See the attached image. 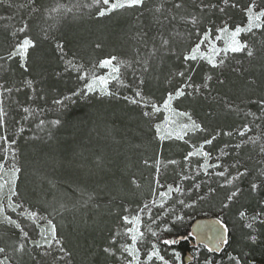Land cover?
<instances>
[{"label": "trees", "instance_id": "1", "mask_svg": "<svg viewBox=\"0 0 264 264\" xmlns=\"http://www.w3.org/2000/svg\"><path fill=\"white\" fill-rule=\"evenodd\" d=\"M89 1L37 0L36 6L43 10L57 2L82 5ZM11 2L13 7L0 6V16L5 17L0 20V55L6 53L12 43L10 32L18 27L22 20L30 22L33 34H38L42 26L51 24L54 25L51 32L66 42L67 58L71 59L75 54L79 63L94 71L98 70V67L93 68L95 63L108 54L133 60L136 49L139 48L142 53L146 52L137 38L139 32H147L151 43V37L157 36L160 31L167 36L173 28V25L167 22L161 28L155 22L153 14L148 11L158 0H146L143 15H140L139 11L128 10L105 18H94L90 14L94 10L81 8L75 19L69 17L58 22L47 20V23L41 14L29 16V9L20 7L21 4H26L27 0ZM211 2L220 3V0ZM236 2L246 5L248 0ZM196 3H199V0H186V10L201 16V31L206 27L215 29L225 21L230 27H235L246 19L239 9L231 7H227L223 14L215 9L201 14L195 7ZM174 27L181 34L173 38L177 54L158 55L150 61V71L144 74V93L155 102L161 100V96L168 90L183 83L182 78L172 74L185 70L181 54L197 40L195 30L191 29L190 25L177 21ZM247 40L256 52L254 58H248L245 53H236L227 58L224 65L218 69H212L205 62H190V67L196 70L186 75L192 76L194 84H202L206 74L213 77L208 82L209 88L203 89L202 94L194 93L181 97L184 104H188L193 116L206 128L204 134H207V138H211L218 131L235 132L244 123L252 121L253 118L246 115L249 112L260 115L259 105L252 101L264 97V29L254 30ZM97 42L103 44L102 49H95ZM30 64V71L25 73L16 62L0 61V83L14 89L22 88L20 92L13 91L12 94L0 97L9 113L4 132L9 138L17 140L18 164L22 169L17 180L19 196L14 199L25 208L53 219L59 237L71 255L64 261H58L54 258L62 253L54 252L44 257L30 244H27L30 254H15L12 246L16 245L18 233L6 224H0V247H6L17 264H110V255L103 249L113 247L110 245V239L115 233V226L121 222L119 217L124 214V208L133 207L149 191L152 177L149 173L150 166L145 165L144 161L147 159L150 162L155 158L159 141L149 120L142 117V109L128 104L122 98L102 97L96 93L86 98L73 97L75 102L65 101V107L53 104L55 99L63 100L65 96H70L73 91L82 87L83 82L77 79L76 72L64 70L65 65L52 45L42 44L40 49L33 53ZM133 67L139 74V66ZM124 69L125 84H134L132 69ZM24 79H32L37 94L43 95L45 99L34 97V103L29 100L33 93L31 89L23 87ZM219 80L224 83L220 84ZM116 86L117 89L113 91L119 90L121 97L129 93L132 95L130 88L120 84ZM187 91L193 92V89L189 88ZM226 102L237 106L238 111H229L225 107ZM18 105L40 107L44 112L25 121L22 116L26 114ZM57 118L61 119V125L53 128L47 123ZM39 119L46 121L43 131L36 128ZM256 123L264 128V120H257ZM20 127L24 128L22 133H18ZM236 138L239 140L236 141ZM238 142L240 137L236 135H220L213 141L215 148L229 145L225 148L229 162L239 160L243 167L249 169V175L243 178L241 194L224 213V222L230 233L229 244L225 249L232 246L241 251L246 248L259 258L262 251L259 252L256 248L261 246L260 243H249L246 238L247 231L236 235L234 228H231L234 225L233 217L238 211L261 210L264 202V187L257 192L250 191V183L253 180L260 182V173L264 172V166L260 164V169L258 161L254 158L255 147L243 145L236 149L234 146ZM162 146L163 152L169 148L168 143ZM170 148L176 151L178 156L183 150L177 145ZM170 154L172 153L167 152L166 156ZM133 178L140 184L139 188L131 184ZM210 188L215 189V192L210 193ZM224 192L215 180L204 183L201 195L204 199L200 201V205L204 204L206 208L216 210L224 198ZM198 217L203 216H195L185 226L175 225L174 234L165 238L177 239L179 242L171 246L182 255L190 252L193 260L195 249L203 247L195 246L190 235V224ZM20 219L23 223H29L28 220ZM237 222L235 228L241 225L239 220ZM257 232L260 239H264V224L258 223ZM224 250L220 254L208 250L206 252L219 257Z\"/></svg>", "mask_w": 264, "mask_h": 264}, {"label": "snow or ice", "instance_id": "2", "mask_svg": "<svg viewBox=\"0 0 264 264\" xmlns=\"http://www.w3.org/2000/svg\"><path fill=\"white\" fill-rule=\"evenodd\" d=\"M195 2V0H194ZM37 0H27L26 4H21L20 7H26L29 9V16L35 13H39L45 17V23L47 20L60 21L69 17L75 19L76 13L81 8L94 10L90 14L94 18H105L113 14H119L128 10L139 11L140 15H143V10L146 8V0H90L85 4H64L57 2L50 8H41L36 6ZM0 6L13 7L11 0H0ZM195 7L201 14H206L215 9L220 13H225L227 7L233 9H239L246 18V23L243 25H236L234 28H230L227 21L220 26L206 27L203 31L200 30L202 19L200 15L192 14L186 10V0H158L154 2L153 7L148 11L154 16L155 22L163 28L165 22L169 25H173L172 31L166 36L163 31H160L157 36L151 37V43L149 42L148 33L141 31L137 34V38L141 43L143 49L146 52H141L136 49V55L133 60L122 59L119 55L108 54L102 59H99L93 68H101L108 70L104 75H97L94 70L86 69L83 63H79L73 54V58H67L66 42L60 36H56L51 32L54 25L42 26L38 34H33L32 27L29 21L22 20L18 27H15L10 32L12 43L6 50V53L0 55V61H13L16 62L20 69L25 73L30 71L31 58L33 53L37 52L42 44H50L54 47V50L59 54V59L65 65V71H73L77 73V79L82 81V87L73 91L70 96H65L63 100L55 99L53 104L65 107V101H73V97L86 98L90 94H96L99 90V95L102 97H117L122 98L130 105H135L142 109L141 115L143 118L151 121L155 118L156 114L161 110L172 113L178 117L186 118V123L178 125L179 132L173 136L171 132H165L162 134V124H154L156 137L163 141L165 139H178L184 140V137L189 133L205 132L206 128L201 123L193 119V116L189 112H178L173 108V102L181 97L191 96L194 93L202 94L203 89L209 88L208 82L213 79L211 75H205L202 84H194L192 82V76L186 75L188 72H195V68L190 67V62L206 61L212 69H218L224 65L225 60L228 58L229 53H245L248 58H254L256 52L250 45L248 40L241 39V34L254 33V30L264 29V0H248L246 5H240L236 0H220V3H212L211 0H199V3L195 4ZM5 17L0 16V20ZM183 22L185 25H190L191 29L195 30L197 40L190 46L186 47L181 54L182 60L185 62V70L173 73V76H178L183 79V83L174 90L167 92L162 104L156 103L151 97L145 95L144 85L146 80L144 74L148 73L151 69L150 61L157 58L160 54L176 55V49L173 46L174 36L181 35L175 30V23ZM158 40V43H157ZM224 40L225 46L218 48L216 41ZM95 49H102L103 44L97 42L94 45ZM203 49V50H202ZM217 57H220L217 60ZM133 65L139 66V74L137 69ZM132 69V75L135 77V83L125 84L124 73L121 68ZM59 75V73H57ZM112 81H116L117 84L122 85L125 88H130L132 95L120 96L119 91H112L109 89V84ZM223 84V80L218 81ZM23 87L31 89L33 95L29 96V100L33 103L35 99L44 100L43 95L37 94V89L33 86L34 81L32 79H24L22 81ZM254 83V81H253ZM193 89V92H188L187 89ZM13 91L20 92L22 88L8 87L4 83H0V97L5 94H12ZM252 103L258 104L260 108V115L256 113H247L253 119L250 122L244 123L241 127L233 131H218L211 138L204 139L199 145L192 144V150L188 151L184 156V160L191 162V158L199 157L202 159V163L196 165L198 171L196 175L202 171L205 175H212L222 178L223 183L220 184L221 188L231 187L233 190L229 192L226 197V201L223 202L222 208L227 209L232 202L241 194L242 189L237 183L242 178L249 175V169L243 167L239 160L235 161L231 165H222L219 161L222 157L227 156L228 153L223 149L220 150L219 156L216 157V163H210L212 160V153L205 150L206 145H212L217 136L224 135L232 137L236 135L241 138L240 142L235 144L236 149H240L243 145L251 143L258 145L259 153L264 156V143L261 142L264 138V128L261 124L256 123L257 120H264V97L252 101ZM22 112L26 115L22 116V119L27 121L29 117H34L38 113H43L44 109L40 107H27L18 105ZM225 107L229 111L237 112L238 107L230 102L225 103ZM9 113L5 108L4 100L0 99V129H6L7 117ZM169 122V117L166 116L164 123ZM46 121L39 119L36 124V128L43 131ZM53 128L62 124L61 119L57 118L47 122ZM173 123H175L173 121ZM253 127L259 129L258 135H249L253 132ZM24 131L23 127L18 129V133ZM185 143L189 141L184 140ZM225 148L229 145H225ZM18 152L17 140L15 138H9L8 135H0V224H6L13 229L18 230L19 243L12 246V251L15 254L21 256L30 254L27 249V244L31 243L35 250L43 249L40 253L41 256L47 257L51 255V249L57 247L61 256L55 257V260L64 261L66 257L71 254L66 250L62 239L59 237L57 225L53 219L48 216H44L35 210L25 208L21 203L17 202L14 198L19 196L17 190L18 174L22 169L18 164ZM11 155V160H9ZM148 161L145 160L144 164L148 165ZM169 164H177L178 161L170 160ZM156 172H160V160L155 161ZM243 168V170H241ZM210 169H222L220 171L210 172ZM235 170L234 173L232 170ZM180 181L195 179L187 174H179ZM180 181H174L173 183H162L158 178L154 180L155 187L151 189V199L142 203L136 209L124 208V213L119 217L122 222V231H116L111 238L110 245H117V237L124 236L127 241L120 243L118 248L112 246L105 247L103 251L110 256L116 257L120 264H182L181 253L176 250H172V259H167L162 254L160 245H175L179 241L173 239H161L160 233L153 227L156 225L160 227L158 221L163 216H173L175 221H181L184 219L182 215H178L176 206L193 207L192 204L186 203L184 199L179 197L184 196L187 192H191V189H185ZM131 184L136 188L140 187L138 181L133 178ZM264 187V172L260 173V182L255 180L250 183V191L257 192ZM192 188L199 190L200 184L194 183ZM6 189V191H5ZM210 193H214L215 189L210 188ZM91 199V197H89ZM199 199H204L203 196ZM6 201V203H5ZM20 210L17 212V210ZM154 209L160 210L154 215ZM8 210L12 213H17V218H13L8 214ZM147 217L148 223H144V218ZM241 220H247L248 223L244 224V227L251 230L247 234L246 238L252 243H256L257 235L255 232V225L257 222L264 224V202H262V208L252 216H248L245 211L239 212ZM28 220L37 230L39 239H33L30 236L29 231L20 219ZM217 223L220 228L215 230L214 235L210 239H215L221 244H229V228L223 220H218ZM170 227L165 223L163 227H160L161 232L170 231ZM153 239H148V237ZM207 247V246H206ZM216 249L208 248L209 252L218 251ZM119 252V256H117ZM193 257H189L192 259ZM35 259V257H33ZM229 260L233 264H242L241 258L235 255H229ZM0 264H12V257L7 254L6 247H0ZM203 264H215L211 257L206 258Z\"/></svg>", "mask_w": 264, "mask_h": 264}, {"label": "rangeland", "instance_id": "3", "mask_svg": "<svg viewBox=\"0 0 264 264\" xmlns=\"http://www.w3.org/2000/svg\"><path fill=\"white\" fill-rule=\"evenodd\" d=\"M244 23H246V19H245V21L242 24H238V25H243ZM230 28H234V27H230ZM250 35H251V33H249V34H243L242 33L241 34V39L247 40V38ZM216 45H217L218 48H223L225 46L224 40L216 41ZM235 54L236 53H229L228 54V58L232 57ZM219 58L220 57H217V60ZM202 62L207 63L206 61H199V62H196V63H202ZM123 70H124V72H123ZM107 71L108 70H106V69L98 68V70H96L95 72H96L97 75H104V74H106ZM121 71H122V73L125 74L126 69H124L122 67L121 68ZM116 85H117L116 81H112L109 84V89L112 90V91H113V89H117L116 88L117 87ZM176 87H179V86L176 85L174 88H176ZM174 88L168 90L167 92L174 90ZM167 92L164 95H162L161 96V100H158L156 103L162 104V101L165 98ZM97 93H99V90H97ZM128 95H131V94L129 93ZM187 105L188 104H184V101L180 98L178 100H175L173 102V105L172 106L178 112H189V113H191L189 111V108H188L189 106H187ZM166 116L169 117V122L168 123H164V120H165V117ZM192 116H193V114H192ZM193 119H195V120H197V122L201 123V121L199 119H197L196 117H194V116H193ZM173 121L175 123H173ZM186 122H187L186 121V118H184V117H178V116H176V115H174L172 113H168V112H165L163 110H161V112L157 113L156 116H155V118L153 120L149 121L150 125L152 126V128L154 130L155 137H156V133H155L154 124H156V123H161L162 124V134H164L165 132H171L173 134V136H175V134L179 132L178 125L181 124V123H186ZM0 131H1L0 132V135H4L5 134L4 129L3 130L0 129ZM204 133L205 132H197V133L193 134V133L189 132L184 137V140L189 141L188 143H185L184 140H178V139H175V138H173V139H165V140L161 141V140H159L156 137L158 139V141H159V149H158V152H157V155L155 156V158H153L152 161H150L148 163V165L150 166V172L149 173L151 174V177H152L151 186L148 189L149 191L146 194H144V196L141 199L138 200L137 204H134L133 207H129V208L130 209H136L142 203L147 202L148 200L151 199V189L153 187H155L154 180L157 179V178L162 183H173L174 181H180V175L179 174H181V173L187 174L190 177H195V179H189V180L180 181L182 183L183 187L185 189H191V192H187L184 196H181L179 198L180 199H184L185 202L186 203H189V204H192L194 202L193 207H182V206H179V205L176 206L177 214L178 215H182L184 217V219L181 220V221H175V218L173 216H163V217H161L160 218V221H158V224L160 225V227H163V225L166 223L170 227V229H171L168 232H161L160 231V227H157L156 225H153V227L156 228V230L160 233L161 239H165L167 236H170V235L174 234V231L173 230H174L175 225L185 226L195 216H205V217L213 216V217H218L219 219H221L223 221L225 220L224 219V217H225V214L224 213H225V210L226 209L222 208V204H223V202L226 201L227 195L233 189L231 187L221 188L220 187V184L223 183V179L215 176L214 174H212V175H205L202 171H200V174L199 175H196V172L198 171L196 165L198 163H202L203 162L201 158H199V157H193V158H191V162L190 163L184 160V156L187 154V152L190 151V150H192V148H191V145L192 144L199 145L200 143H202V141L204 139H208L207 138L208 137L207 134L205 135ZM259 133H260V130L259 129H255V127H253V132L252 133H249V135H258ZM235 140L237 141L239 139L236 138ZM240 140H241V138H240ZM261 142L264 143V138H262ZM164 143H168V146L167 147H169V148L166 149L163 152V146L162 145ZM175 145L181 146L183 148V150L181 152V155H179V156L176 153V151H174L172 149L174 147L170 148V146H175ZM246 145H251V146L255 147L256 150H255L254 158L258 161L259 167L261 169L262 166H264V156H262L259 153V147H258V145L254 146L251 143H248ZM224 146L225 145L220 146L219 148H215L213 146V143H212V145H206L205 146V150H207V151H209V152L212 153V160L210 161V163H216L217 162L216 157L219 156L221 149H223L225 151V147ZM167 152H171L172 154H170L167 157L166 156V153ZM226 157H228V155L227 156H224V157H222L220 159L219 162L222 165H231L232 163H234L232 161L229 162ZM157 159L160 160V165H159L160 172L159 173H157L156 170H155V168H156L155 161ZM9 160H11V156L10 155H9ZM170 160H176V161H178V163L177 164H169L168 161H170ZM220 170H222V169H210L209 171L212 172V173H214L215 171H220ZM241 170H243V168ZM232 171L234 173L235 170L233 169ZM213 180L216 181V183L218 184L219 188L225 190V192H224V198H223L221 204H219L215 208L216 210H214V211L211 210V209H209V208H206V206H204V204L201 206L200 205L201 199H199V197H201V195H202L203 184L204 183L205 184L210 183ZM243 182H244L243 181V178H242L241 181H238L237 182L241 188H242L241 185L243 184ZM194 183L200 184L199 190H197L195 188H192V185ZM5 191H6V189H5ZM198 193H200L199 196H197ZM5 203H6V201H5ZM19 211L20 210L18 209L17 212H19ZM159 211L160 210H158V209H154V215L157 214ZM240 211H238L237 214H236V216L233 217V223H232V225L233 224L235 225L238 220L240 221L241 225H239V227L237 226L236 228L233 225V226H231V228H234V231L236 232V235L237 234L238 235L241 234V232L244 231V230L247 231V234H249L251 232V230H249V229H247V228L244 227V224L248 223V221L247 220H241L240 219V217H239V212ZM258 211H260V210L257 209V210H254V211H250V212L245 211V212L250 217V216L254 215L256 212H258ZM8 214L12 215L13 218H17V213H12L10 210H8ZM0 218H2V217H0ZM144 223L145 224L148 223L147 217L144 218ZM258 223L259 222L256 223V225H255V232L252 233V234L257 235L258 238H257L256 243H260V245H261V246H259V247L256 248L259 252L262 251V254H261V256L259 258L255 257L252 254V252L248 251L246 248L241 249V251H240L239 249L238 250L237 249H234L232 246L231 247H227L224 250L223 254L218 257V256L209 255L206 252L207 249H204L203 247H198L194 251V255H195L194 260L191 261L189 264H203V261L206 258H208V257H211L212 260L215 262V264H233V262L229 260V255L239 256L241 258L242 264H264V239H260L259 233L257 232ZM23 224L26 227V230L29 231L30 236H32L33 239H39L40 238L38 236L37 230L34 228V226L31 224L30 221H29V223H25L24 222ZM6 226H8V225H6ZM8 227H10V226H8ZM122 230H123L122 229V222H120V223H118V225L115 226L114 231L116 232V231H122ZM16 231L18 233V230H16ZM148 239H153V238L149 236ZM237 240H243V239H237ZM110 241H111V239H110ZM247 241L249 243H252L248 239H247ZM62 242H63V240H62ZM125 242H130V241H127L124 236H120L119 238H117V245L116 246L113 245V247L115 246L116 248H118V245L120 243H125ZM18 243H19V233L17 234V239H16V244H18ZM256 243H252V244H256ZM29 244L31 245V243H29ZM160 248H161L162 254L165 255V257L167 259H170V260L172 259V256H171L172 250L174 249V250L178 251L174 246H168V245H163V244L160 245ZM257 250H256V252H257ZM39 251L41 253L43 251V249H39ZM50 251H51V254H53L54 252H57V253L59 252L58 248L55 247V246ZM7 254L9 256H11L10 255V252H7ZM58 256H61V255L59 254ZM117 256H119V252H117ZM184 256L185 255H182V253H181L182 264H185L184 263ZM109 261L111 262L110 264H120L119 260H117V258L116 257H113V256H110V260ZM12 264H17L14 261V259H12ZM53 264H55V263H53Z\"/></svg>", "mask_w": 264, "mask_h": 264}, {"label": "water", "instance_id": "4", "mask_svg": "<svg viewBox=\"0 0 264 264\" xmlns=\"http://www.w3.org/2000/svg\"><path fill=\"white\" fill-rule=\"evenodd\" d=\"M219 219L218 217H198L194 219L190 224V235L193 239V243L195 246H203L207 250L208 248L216 249L219 248L218 251H213L211 253L220 254L226 247L225 244L219 243L215 239H210L214 235L215 230L220 228V225L217 223ZM207 246V247H206ZM189 257H193L190 252L186 253L184 256V263L189 264L192 259Z\"/></svg>", "mask_w": 264, "mask_h": 264}]
</instances>
